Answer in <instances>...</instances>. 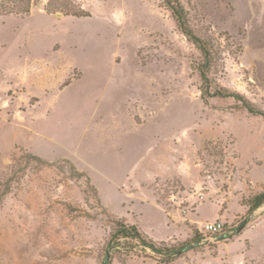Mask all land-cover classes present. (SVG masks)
Returning <instances> with one entry per match:
<instances>
[{
  "label": "rangeland",
  "instance_id": "1",
  "mask_svg": "<svg viewBox=\"0 0 264 264\" xmlns=\"http://www.w3.org/2000/svg\"><path fill=\"white\" fill-rule=\"evenodd\" d=\"M179 1L264 110V0ZM202 61L163 0H0V264H264V116ZM116 219L192 246L109 248Z\"/></svg>",
  "mask_w": 264,
  "mask_h": 264
},
{
  "label": "trees",
  "instance_id": "2",
  "mask_svg": "<svg viewBox=\"0 0 264 264\" xmlns=\"http://www.w3.org/2000/svg\"><path fill=\"white\" fill-rule=\"evenodd\" d=\"M165 5L169 8L175 19L180 31L192 41L196 47L200 50L203 61L199 65V71L202 79L201 92L202 96L205 98L210 97H232L238 101L242 102L243 108L248 112L264 116V110L257 109L252 102L246 99L242 94L237 92L228 91L225 88H218L211 90L209 71L215 62V54L213 49L207 44V41L202 39L199 35L195 33L189 23L188 15L185 8L182 6L179 0H163ZM40 160L38 157H36ZM264 204V191L253 196L250 202V211H254ZM127 239V242L121 241V239ZM126 248V250L133 249L135 247L147 248L152 250L154 253L164 256L162 263L168 262L173 257L181 254L182 252L189 250L192 246L190 241L184 242L179 247H168L160 246L153 239L149 238L146 234L141 232L139 226L136 224H128L124 220L116 219L114 221V229L110 234V238L107 242L109 248L120 249L121 245ZM127 245L129 246L127 248ZM110 259L107 264H109Z\"/></svg>",
  "mask_w": 264,
  "mask_h": 264
},
{
  "label": "built area",
  "instance_id": "3",
  "mask_svg": "<svg viewBox=\"0 0 264 264\" xmlns=\"http://www.w3.org/2000/svg\"><path fill=\"white\" fill-rule=\"evenodd\" d=\"M224 226H225L224 223L218 220L208 221L204 224L202 233H204L207 236H212L215 239L216 235H218L223 231Z\"/></svg>",
  "mask_w": 264,
  "mask_h": 264
},
{
  "label": "water",
  "instance_id": "4",
  "mask_svg": "<svg viewBox=\"0 0 264 264\" xmlns=\"http://www.w3.org/2000/svg\"><path fill=\"white\" fill-rule=\"evenodd\" d=\"M109 252H107V254H106V257H105V260H104V262H103V264H107V262H108V258H109Z\"/></svg>",
  "mask_w": 264,
  "mask_h": 264
}]
</instances>
